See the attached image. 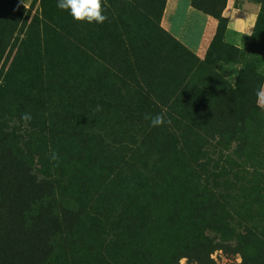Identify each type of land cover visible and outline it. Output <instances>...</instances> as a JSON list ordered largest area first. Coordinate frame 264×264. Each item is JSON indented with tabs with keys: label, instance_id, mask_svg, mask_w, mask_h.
Wrapping results in <instances>:
<instances>
[{
	"label": "rangeland",
	"instance_id": "1",
	"mask_svg": "<svg viewBox=\"0 0 264 264\" xmlns=\"http://www.w3.org/2000/svg\"><path fill=\"white\" fill-rule=\"evenodd\" d=\"M101 7L0 0V264H194L239 220L264 264V0Z\"/></svg>",
	"mask_w": 264,
	"mask_h": 264
},
{
	"label": "trees",
	"instance_id": "2",
	"mask_svg": "<svg viewBox=\"0 0 264 264\" xmlns=\"http://www.w3.org/2000/svg\"><path fill=\"white\" fill-rule=\"evenodd\" d=\"M17 1V0H16ZM37 1V0H32ZM31 1V2H32ZM19 2V1H18ZM256 24V22H255ZM254 24V28H255ZM244 108L243 106H241ZM241 110V109H240ZM244 121V120H243ZM251 202L256 201L254 198L250 199ZM222 203L223 199L221 200ZM235 212V210H234ZM238 214H236V217ZM239 217V216H238ZM241 221H237L236 234L231 230L229 234L227 229L221 232V235L216 239L215 245H212L213 241L202 240V242L193 241L192 244H188L183 247L181 256L186 257L187 263L193 262L194 264H214L213 259L210 257V253L215 249H221L222 252L227 254H240L241 262L240 264H245L246 253L244 252L245 245L252 238V231L254 229H249L246 224L241 225ZM247 223V222H246Z\"/></svg>",
	"mask_w": 264,
	"mask_h": 264
},
{
	"label": "clouds",
	"instance_id": "3",
	"mask_svg": "<svg viewBox=\"0 0 264 264\" xmlns=\"http://www.w3.org/2000/svg\"><path fill=\"white\" fill-rule=\"evenodd\" d=\"M56 7L60 10L66 11L74 21H82L85 23H103L107 17L103 14L101 7V0H56ZM32 116L24 113L21 120L30 122ZM149 119L150 126L157 127L162 123H168L162 115H155L153 117L146 116ZM56 154L53 153L51 159L55 160Z\"/></svg>",
	"mask_w": 264,
	"mask_h": 264
},
{
	"label": "crops",
	"instance_id": "4",
	"mask_svg": "<svg viewBox=\"0 0 264 264\" xmlns=\"http://www.w3.org/2000/svg\"><path fill=\"white\" fill-rule=\"evenodd\" d=\"M232 16L233 21L230 18V21L228 22L229 28H231V25L235 23L236 25L234 24V26H236L235 30L237 32H242L243 34L251 33L252 28L254 27V15L252 16L246 11L236 10Z\"/></svg>",
	"mask_w": 264,
	"mask_h": 264
}]
</instances>
